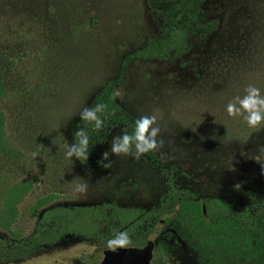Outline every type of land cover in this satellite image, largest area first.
Listing matches in <instances>:
<instances>
[{
  "label": "rangeland",
  "instance_id": "obj_1",
  "mask_svg": "<svg viewBox=\"0 0 264 264\" xmlns=\"http://www.w3.org/2000/svg\"><path fill=\"white\" fill-rule=\"evenodd\" d=\"M201 2L218 29L196 40L182 58L132 60L117 88L122 97L115 98L136 118L158 116L157 140L162 143L155 152L161 163L177 166L180 188L201 198L218 197L232 211H252L264 203V173L251 158L264 145V125L234 128L214 114L212 76H223L214 82L218 88L237 72L249 74L250 64L264 65V0ZM33 4L37 13L24 5L15 23L7 18L0 26V68L7 90L0 105L6 139L14 150L9 156L0 154V237L13 241L29 236L46 208L115 201L149 210L166 192L162 173L133 152L101 160L112 138L122 134L119 127L97 151L107 165L105 176L75 156H65L83 108L103 82L118 75L123 58L158 33L159 17L146 0ZM79 183L88 185L86 193L75 191ZM167 241L172 255L155 263L197 264L183 242ZM89 246L73 239L2 264H76L90 254Z\"/></svg>",
  "mask_w": 264,
  "mask_h": 264
},
{
  "label": "trees",
  "instance_id": "obj_2",
  "mask_svg": "<svg viewBox=\"0 0 264 264\" xmlns=\"http://www.w3.org/2000/svg\"><path fill=\"white\" fill-rule=\"evenodd\" d=\"M33 3L36 0H0V26L7 18L15 23L24 5L37 13ZM146 3L150 12L159 17L158 33L147 37L140 48L123 58L118 75L103 82L86 106L106 105L100 114L102 127L96 129L94 122L80 119L74 131V143L78 142L76 132L79 129H83L89 137L88 159L79 161L99 169L102 176L107 173V165L97 157L99 147L113 128L119 127L121 133L133 134L136 126L137 118L121 107L114 97L118 86L124 82L129 63L132 60L182 58L196 40H204L218 29L215 20L206 18L201 0H146ZM180 61L184 64L182 59ZM214 65L219 67L217 62ZM249 67V74L237 72L229 84L219 85L218 88L214 82L220 81L223 76L221 73L212 76V103L216 104L213 113L224 117L234 128L250 127L243 116L229 117L227 104L234 97L245 95V87L253 85L258 78V85L254 86L260 88L264 95V65L255 62ZM2 73L0 68V101L7 95ZM5 121L0 105V154L9 156L14 150L6 139ZM132 152L135 153L134 147ZM141 157L163 175L166 192L158 206L146 210L110 201L98 205L46 208L29 236L18 241L0 237V264L28 259L50 246L73 239L95 245V251L83 255L76 264H99L108 251L107 240L120 231L130 234L132 246H144L150 238L156 241L153 259L172 255V246L167 241L171 237L173 241L180 240L186 245L197 264H264V203L258 204L252 211H232L218 197L201 198L195 192L180 188L175 183L179 172L177 166L161 163L155 151L144 153Z\"/></svg>",
  "mask_w": 264,
  "mask_h": 264
},
{
  "label": "clouds",
  "instance_id": "obj_3",
  "mask_svg": "<svg viewBox=\"0 0 264 264\" xmlns=\"http://www.w3.org/2000/svg\"><path fill=\"white\" fill-rule=\"evenodd\" d=\"M245 95L234 97L226 107L229 117L243 116L250 128H259L264 125V95L261 94L260 88L249 84L244 89ZM114 97H122V92L117 90ZM106 108L104 104H96L93 107H84L80 113V118L85 121L94 122L96 129L103 125L101 115ZM161 129L158 124V116L156 114L141 115L136 119V126L133 134L122 133L112 138L110 151L102 153L101 160H108L110 154L128 155L135 148V157L139 158L142 154L155 151L162 141H158L157 137ZM78 137L77 143L67 144L65 146V156L72 158L75 156L78 160H87L89 156L88 134L79 129L76 132ZM244 155V153H241ZM33 158L37 153H32ZM251 158L260 164L261 171L264 173V145L259 146L258 151L251 155ZM232 170V166L229 168ZM237 189L239 184L235 185ZM75 191L84 194L88 191L86 183L76 185ZM132 246L130 234L124 231L117 232L112 238L106 242L108 251L116 252L118 249H127ZM95 251V245L89 246V253ZM24 264H31L30 261H25Z\"/></svg>",
  "mask_w": 264,
  "mask_h": 264
},
{
  "label": "water",
  "instance_id": "obj_4",
  "mask_svg": "<svg viewBox=\"0 0 264 264\" xmlns=\"http://www.w3.org/2000/svg\"><path fill=\"white\" fill-rule=\"evenodd\" d=\"M203 213L206 215L205 204ZM155 241L148 239L141 247L131 246L127 249H118L116 252L107 251L106 257L99 264H150Z\"/></svg>",
  "mask_w": 264,
  "mask_h": 264
},
{
  "label": "flooded vegetation",
  "instance_id": "obj_5",
  "mask_svg": "<svg viewBox=\"0 0 264 264\" xmlns=\"http://www.w3.org/2000/svg\"><path fill=\"white\" fill-rule=\"evenodd\" d=\"M165 259L167 260L166 257H165V258H162V257H161V258H157V259H153V258H152L151 261H150V264H157V263H155V261H159V260L164 261ZM161 264H165V263L162 262ZM166 264H167V263H166Z\"/></svg>",
  "mask_w": 264,
  "mask_h": 264
}]
</instances>
